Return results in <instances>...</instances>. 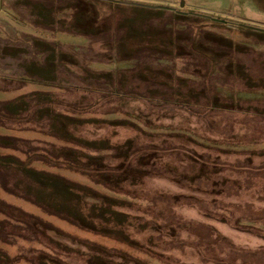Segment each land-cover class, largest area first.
Here are the masks:
<instances>
[{"label": "rangeland", "instance_id": "1", "mask_svg": "<svg viewBox=\"0 0 264 264\" xmlns=\"http://www.w3.org/2000/svg\"><path fill=\"white\" fill-rule=\"evenodd\" d=\"M73 1L0 0V89L6 90H0V99L56 90L30 83L35 79L32 73L24 77L29 82L5 81V77L22 74L32 60L46 59L47 54L37 52L36 41L55 48L56 54L52 53L56 57L62 52L55 60L78 58L102 76L119 68L114 78L115 82L121 78L122 85L114 84L111 91L102 85H94L91 91L63 88L58 90L61 103L54 106L73 107L74 103L78 111L87 113L85 118L89 120L74 133L97 148H106L101 150L106 170L124 178L107 179V188L79 172H58L106 195L95 196V202L88 199L85 211L97 204L126 217L111 215L112 219H106L93 214L90 221L106 233L103 235L3 194L8 201L49 220L66 235L48 231L53 243L47 249L20 239L5 245V249L12 257L20 253L31 254L34 259L35 254L42 253L44 264H264V90L236 95L235 91L244 87L223 67L228 58L240 61L246 70L251 68L241 72L243 76H251L257 85L264 83L260 80L264 78L262 1L109 0L163 7L186 16L174 19L163 15L152 24L157 32L169 26L180 32L179 55L144 51L118 64L110 60L114 54L109 35L94 36L91 43V39L63 26L67 15L76 9ZM106 26L99 25L94 32ZM63 65L58 64L60 80L66 77ZM128 68L133 71L128 72ZM138 69L143 75L135 73ZM144 74L157 81L168 79L170 85L146 82ZM184 79L192 89L187 96L176 98L170 86ZM203 80L210 85L206 93L201 90ZM225 97L234 104L236 98L251 100L250 109L222 104ZM2 132L40 149L59 143L32 130ZM2 152L25 158L17 150ZM36 165L47 168L44 163ZM131 165L134 175L126 173ZM16 264L31 263L22 259Z\"/></svg>", "mask_w": 264, "mask_h": 264}, {"label": "trees", "instance_id": "2", "mask_svg": "<svg viewBox=\"0 0 264 264\" xmlns=\"http://www.w3.org/2000/svg\"><path fill=\"white\" fill-rule=\"evenodd\" d=\"M72 3L76 9L72 14L67 15L63 21V26L69 31H74L86 37L88 41L91 39V43L94 36L100 34L109 35L111 45L109 47L112 48L111 50H113L114 54H111L110 60H115V64H118L120 60H133L138 52L144 51L163 55L170 54L169 57H172L174 52H176V56L179 55L177 33L180 32L170 26L166 27V29H158L157 32L155 27L152 26L154 20L161 18V16L163 17V15L171 16L174 19L186 17L174 12L172 9L112 2L109 0H74ZM167 23L170 24L171 22L168 21ZM99 25L101 27L103 25L107 26L106 29L101 28L99 32H94V29L98 28ZM35 45L37 46V52L47 54V60H32V64L22 74L11 79L5 77V81L29 82L24 77L27 76L26 73H32L35 79L30 80V83L51 86L56 90L33 91L12 99H0V264H16L22 259H27L31 264H44L42 253L35 254V257L33 256L34 259H31V254L23 256L20 253L13 256V258L4 246L12 245L20 239L30 244H41L47 249L53 243L52 239L47 235L48 231L66 236L49 220L28 211L23 206L8 201L3 194L20 198L36 205L48 215L66 219L82 229L96 231L103 235H106V233L96 229L94 227L95 224L90 221V217L93 214L106 219H112L111 215L126 217L115 210H111L112 214H109L110 210L104 206L99 207L97 204L95 206L92 205L90 208L92 210L85 211L88 199H94L95 202L98 199L97 195L102 197L106 195L98 192L91 185L76 183L58 172L60 169L79 172L89 177L93 183L107 188H109V183L107 184V182H110L108 181L109 178L111 180L118 179L122 175H116V172L109 173L106 170V164L102 161L104 157L102 151L106 148H97L94 146L95 144L74 133L79 125L89 120L85 118L87 113L83 109L78 111L77 104L74 103L73 107L65 106L60 108L54 106L57 102L61 103L58 99V90L63 88L82 87L85 91H91V89H94V85H102L100 87H109L111 91L114 84L116 86L122 85L124 81L121 78L120 80L117 78L116 82L114 78V73H117L120 69L117 68L114 73L110 72L109 75L105 74V76H102L91 70L88 65L80 63L78 58L76 60H55L62 55V52L56 57L55 48L38 41H36ZM182 48L186 50L184 46ZM127 51H130L129 54ZM122 54H125V58H123ZM68 56L72 55L69 54ZM223 57L226 60V54ZM38 61L42 62L40 63L41 65L34 64L38 63ZM61 63L64 64L62 68L63 74L66 76L63 77L64 80H60L58 74V64L61 65ZM211 63L212 65L216 64L214 59L211 60ZM261 63H264V61H261ZM244 65L240 61L231 60L230 58L223 65L224 69L234 76L232 80L240 81L244 87L235 91L236 95L248 93L254 89L264 90V83L258 82L257 85L253 83L251 76L245 77L241 74V72L251 71L249 66L246 70ZM208 70L209 72L212 71V67ZM127 71L133 70L129 69ZM135 73L141 75L143 72L138 69ZM170 75L171 78L172 74ZM96 80H103V82H97ZM260 80L264 81V78H260ZM145 81L154 83L157 80L152 75L148 76L147 74L145 75ZM157 82L160 85L162 82V85H170L168 79ZM231 83L234 84V81H231ZM202 84L201 90L206 93L210 85L204 80L203 82L201 81ZM170 88L173 90V96L184 97L189 94L188 90L192 89V85L185 79L176 80V84L170 86ZM0 90L5 89L2 88ZM236 99V104L232 102L231 98L227 97H225V102L221 103L233 108L241 107L242 109H240L243 111L244 109H250L251 100L242 97ZM23 123H31V125L23 126ZM6 129L37 131L55 138L59 143L52 142L49 149H40L37 146H32L30 142H28V146L27 141L24 139L2 132ZM3 150L20 151L25 155V158L13 153L2 152ZM36 163H44L47 168H39ZM134 169L132 165L128 166L126 173L131 171V175H134ZM102 176L105 178L103 179ZM128 177V175L125 176V180H128ZM122 178H124L123 175ZM95 196H97L96 199ZM113 235L116 239L124 242V239L119 237V234L113 233ZM107 236L110 235L108 234ZM72 239L74 240V238ZM31 251H38V249H30ZM48 256L51 257L50 255Z\"/></svg>", "mask_w": 264, "mask_h": 264}, {"label": "crops", "instance_id": "3", "mask_svg": "<svg viewBox=\"0 0 264 264\" xmlns=\"http://www.w3.org/2000/svg\"><path fill=\"white\" fill-rule=\"evenodd\" d=\"M260 1H262L261 3H262V6H264L263 4H264V0H260Z\"/></svg>", "mask_w": 264, "mask_h": 264}, {"label": "water", "instance_id": "4", "mask_svg": "<svg viewBox=\"0 0 264 264\" xmlns=\"http://www.w3.org/2000/svg\"><path fill=\"white\" fill-rule=\"evenodd\" d=\"M182 5H183V3H182Z\"/></svg>", "mask_w": 264, "mask_h": 264}]
</instances>
